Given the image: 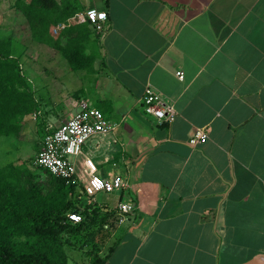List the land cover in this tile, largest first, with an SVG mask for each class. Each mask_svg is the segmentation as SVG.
Instances as JSON below:
<instances>
[{"label": "crops", "instance_id": "crops-1", "mask_svg": "<svg viewBox=\"0 0 264 264\" xmlns=\"http://www.w3.org/2000/svg\"><path fill=\"white\" fill-rule=\"evenodd\" d=\"M56 3L78 8L75 14H107L102 34L75 22L63 30L90 31L97 47L91 70L69 69L84 80L77 95H56L52 105L38 100L44 117L59 119L50 120L52 129L77 112L80 100L116 125L82 148L99 178L129 184L91 200L117 216L119 203L135 206L115 224L104 264L264 258V0ZM146 86L172 103L170 124L144 113ZM198 129L207 140L192 148L188 140Z\"/></svg>", "mask_w": 264, "mask_h": 264}, {"label": "trees", "instance_id": "trees-1", "mask_svg": "<svg viewBox=\"0 0 264 264\" xmlns=\"http://www.w3.org/2000/svg\"><path fill=\"white\" fill-rule=\"evenodd\" d=\"M12 7L30 29L45 21L53 28L79 12L68 5L58 6L56 0H13ZM76 27L58 34L68 36L59 50L72 71H88L94 57L85 53L83 40L72 33ZM1 30L0 137H12L31 116L36 103L21 73L14 40L11 34L3 36ZM35 157L30 160L32 170L25 163L13 162L0 168V264H63L58 238L63 232L77 234L92 227L99 230L118 219L114 212L102 211L76 183H67L34 166ZM68 211H79L83 221L72 225ZM94 234L91 232L90 237ZM105 257H95L91 264H104Z\"/></svg>", "mask_w": 264, "mask_h": 264}, {"label": "rangeland", "instance_id": "rangeland-1", "mask_svg": "<svg viewBox=\"0 0 264 264\" xmlns=\"http://www.w3.org/2000/svg\"><path fill=\"white\" fill-rule=\"evenodd\" d=\"M12 4L13 0H0V28L3 36L11 34L14 40L13 48L19 57L21 73L27 79L28 89L36 105L31 116L22 121L17 135L0 137V168L13 162L25 163L32 170L30 160L37 155L42 144V136L49 133L54 127L53 123L59 120L44 117L38 110V100L46 98L50 105L56 101V95L62 98L68 96L71 100L74 94L77 95L78 86L83 85L84 80L69 72L71 69L68 68L69 65L59 50L67 40V34L52 35V27L46 21L30 29ZM76 35L79 33L74 34ZM84 35L89 42L86 45V40L84 41L86 47L84 51L95 60L94 49L97 50V47L94 43L91 44L89 31L81 32L79 36ZM57 41L60 45L56 43ZM35 173L37 172H34V175ZM67 218L72 225L83 221L79 211H68ZM115 224H106L99 230L92 227L77 234L63 232L58 237L62 247L59 253L63 264H91L93 258L104 257L112 245L111 238L117 230ZM91 232H95L92 237Z\"/></svg>", "mask_w": 264, "mask_h": 264}, {"label": "built area", "instance_id": "built-area-1", "mask_svg": "<svg viewBox=\"0 0 264 264\" xmlns=\"http://www.w3.org/2000/svg\"><path fill=\"white\" fill-rule=\"evenodd\" d=\"M107 14L103 10L88 8L75 14L65 22L58 23L52 28V34L57 35L75 22L78 25H88L97 35L105 30ZM178 80L183 79L181 72L176 73ZM146 115L162 123L170 124L176 117L173 105L166 102L150 86H146L140 99ZM116 125L104 118L102 113L84 100L78 102V110L73 116L52 129L42 139V144L35 157L34 166L49 174L80 186L85 196L94 200L98 194H111L115 191L129 189L128 182L116 176L111 180L99 178L95 174L89 156L83 154V146L94 138L112 133ZM205 130L198 129L188 140L195 148L205 143ZM135 206L131 203H119L117 207V226L121 225Z\"/></svg>", "mask_w": 264, "mask_h": 264}, {"label": "water", "instance_id": "water-1", "mask_svg": "<svg viewBox=\"0 0 264 264\" xmlns=\"http://www.w3.org/2000/svg\"><path fill=\"white\" fill-rule=\"evenodd\" d=\"M242 264H264V258L263 257H257L251 261L242 263Z\"/></svg>", "mask_w": 264, "mask_h": 264}]
</instances>
